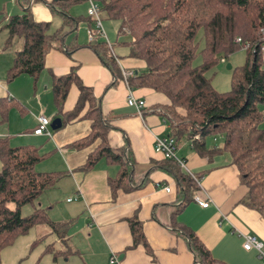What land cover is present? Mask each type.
Returning a JSON list of instances; mask_svg holds the SVG:
<instances>
[{
	"label": "trees",
	"instance_id": "obj_1",
	"mask_svg": "<svg viewBox=\"0 0 264 264\" xmlns=\"http://www.w3.org/2000/svg\"><path fill=\"white\" fill-rule=\"evenodd\" d=\"M25 1V0H21ZM27 1V0H26ZM39 1V0H38ZM85 0H56L51 9L61 25L49 34L50 23L35 22L27 7L21 15L11 16L2 26L7 32L6 45L15 38L22 40V48L15 53L7 82L26 75L37 82L45 70L44 61L50 50L71 54L78 45H65L66 34L75 31L79 19L68 16L72 5ZM100 14L106 20L120 23L118 35L126 39L122 45L130 49V57L145 64V70L136 73L128 82L133 90H150L164 98V103L146 106L143 114L158 115L168 123L170 137L192 140L196 154L210 158L226 152L236 168L240 183L247 192L241 205L255 211L264 220V0H95ZM29 2H24L27 5ZM88 28L93 21L87 17ZM203 32V48L199 51L202 62L193 66L198 55L196 41ZM240 38L242 44L235 43ZM242 45H248L242 49ZM89 48L112 74L114 82L121 79L120 69L106 43H88ZM244 51V64L230 70V90L218 92L205 73L237 51ZM116 59L118 57L116 56ZM225 66V65H224ZM51 92L61 128L76 120L89 122V133L73 142L70 148H92L79 170L91 171L105 160L118 166V174L108 184L115 194L132 178L133 160L124 147L112 149L107 141L114 128L103 116L99 100L92 90L83 85L72 67L68 74L56 77L50 73ZM78 91L73 108L64 112L69 91ZM145 102V101H144ZM11 102L0 99V122L7 119ZM146 110V111H145ZM58 129V130H59ZM57 131V130H56ZM197 136L198 139H194ZM221 137V147L208 149V138ZM127 149V150H126ZM46 158L35 147H10L7 138H0V253L11 246L17 237L33 227L48 225L59 236L58 225L48 220L44 209L36 202L62 178V174L40 173L35 167ZM160 168L176 182L181 205L192 202L197 192L193 180L176 162L165 160ZM201 179L200 175H197ZM32 205L28 216L21 208ZM132 248L142 245L148 252L142 226L135 218L128 221ZM195 264H223L192 233H183ZM53 247L45 249L52 252ZM1 264V260H0Z\"/></svg>",
	"mask_w": 264,
	"mask_h": 264
},
{
	"label": "crops",
	"instance_id": "obj_2",
	"mask_svg": "<svg viewBox=\"0 0 264 264\" xmlns=\"http://www.w3.org/2000/svg\"><path fill=\"white\" fill-rule=\"evenodd\" d=\"M36 1L0 0V99L12 105L6 121L0 122V127H5L3 131L0 130V138H7L10 147L32 146L41 155H46L36 165V170L43 161L54 158V168H42L38 172L63 176L38 199L36 207L44 209L52 223L76 221L81 224L80 229L71 235H76L77 231L83 235L81 244L85 253L79 254L85 257L84 261L80 259L82 264H108L111 256L116 258L117 264H195L183 235L185 232L195 235L218 262L261 264L255 251L243 249V236L255 237L264 244V220L255 211L240 204L247 189L240 183L238 171L232 165L228 153L218 152L209 159L202 158L194 151L192 140L183 137L177 141L176 157L184 160L189 170L201 176L202 188L211 199L205 209L193 201L181 205L176 182L160 168L159 163L164 162L163 157L154 151V139L170 136L172 130L161 117L146 110L143 117H139L126 103L128 89L123 81L114 82L111 72L87 48V35L83 39L79 33V30H84L86 34L88 29L86 10L74 12V7L80 5L81 8L84 2L69 8L68 16L79 19V22L75 31L67 33L64 40L65 45H78L80 48L71 57L64 52L50 50L45 57V70L37 82L26 75L7 82V73L15 53L22 48L20 38L6 45L8 34L2 26L7 20L11 16L21 15L28 7L35 22L51 24L58 19V27L61 25L60 18L50 7L55 0ZM24 2L29 3L24 5ZM116 35L118 39V30ZM123 47L125 58H118L119 69L143 72L145 64L131 58L130 49ZM239 61L240 57L232 54L217 67L226 64H230L231 68L239 67L243 65ZM72 67H76L80 81L99 100L103 116L114 128L108 132L109 146L120 149L124 147L125 138L128 140V151L133 160L132 178L115 194H112L108 180L116 177L118 166L101 160L91 171L83 172L79 169L92 148H70L73 142L89 133V122L73 121L57 131H51L50 137L34 135L37 117L46 114L50 116L54 112L52 119L60 118L57 117L53 101L50 73L56 77L64 76ZM43 73L48 80L44 78L40 82ZM132 95L144 100L147 107L164 103L161 95L150 90H133ZM77 96V89L72 87L64 103V112L73 108ZM12 118H18L19 123L11 125ZM262 125L264 127V120ZM15 141L16 144H13ZM221 144L222 139L218 144L215 139L211 144L205 141L208 149L221 147ZM165 188H170V191L167 192ZM132 218L140 222L149 252L142 245L132 248L128 224ZM94 249L98 251L94 253ZM57 257L52 255L54 263H58ZM40 258L41 255L37 259ZM20 260L18 258L12 264H19ZM64 262L70 264L68 258Z\"/></svg>",
	"mask_w": 264,
	"mask_h": 264
},
{
	"label": "rangeland",
	"instance_id": "obj_3",
	"mask_svg": "<svg viewBox=\"0 0 264 264\" xmlns=\"http://www.w3.org/2000/svg\"><path fill=\"white\" fill-rule=\"evenodd\" d=\"M36 2L40 3V1H36ZM81 5H83L81 8L79 7L80 5L74 7L75 9L74 12L77 10H80V12H82L87 9L86 1H84V4H81ZM100 20L102 22L103 30L107 37V40L112 47V51L115 52L114 54L118 58H121V59L125 58V55L123 52L125 49L122 43L128 38L124 39L123 37L119 36L118 39H116L119 22L112 21V20H106V18L101 14H100ZM58 26H59L58 19L55 22L52 21L50 25V29H49V34L53 33ZM79 33L83 39L85 38V35H87V31L85 34L84 30H79ZM196 41L198 43V55L192 63L193 66H197L202 62V57L199 53V51H201V49L203 48V32L201 30L197 34ZM233 54L240 57L239 62L242 61L241 64H244L243 62L245 60V53L242 52V50L237 51ZM43 75L44 76L43 78H41L40 82H43L44 78L48 80L46 74L43 73ZM205 76L208 80H210L211 85L218 92H227L230 90V71L226 70L225 66H221V68L215 67L207 71L205 73ZM53 116H54V112L50 116H48L47 114L44 115V117L48 119V121L50 122L54 120L52 119ZM17 119L14 120V118H12L11 125L18 124L19 121ZM26 121L27 119L22 122L25 123ZM4 129L5 127H0V130L3 131ZM212 140H213L212 138H208L206 139V142L208 144H211ZM215 140H216V143L218 144V142L221 141V138H216ZM13 144H16V141L13 142ZM53 163H54V158L45 160L40 164V166L37 167L36 171L38 172L42 168L52 169L54 168L52 166ZM60 204H61V201H59L58 205ZM57 209L58 211L60 210L59 206H57ZM32 211H33V206L26 205L23 208H21V215L28 216L29 214L32 213ZM58 211L55 208V212L57 214H59ZM56 224L59 226L57 229L58 230L57 233L59 234V236L53 232L50 226L38 225V226L33 227L27 234L17 237L11 246L4 248L1 251L0 253L1 264H12L14 260H17L18 258H21V260L19 261L20 262L19 264H66L65 262L63 263V261H65L66 258L69 259L70 264H78V263L82 264V261L85 260V257L84 256L82 257V255H79V254L85 253V249L83 245L81 244V241L83 240L82 239L83 235L81 236L80 231H77L76 235L75 234L71 235L77 229H80L79 226H81V224L80 223L78 224L76 221L74 223L65 221V222L56 223ZM48 245L53 247L52 249L53 252L59 253L57 255L58 263H54L52 261L53 253L46 254L45 248L49 247ZM97 251L98 250L94 249V253H96ZM40 255L42 256V258L37 259ZM80 259L82 261H80Z\"/></svg>",
	"mask_w": 264,
	"mask_h": 264
},
{
	"label": "built area",
	"instance_id": "obj_4",
	"mask_svg": "<svg viewBox=\"0 0 264 264\" xmlns=\"http://www.w3.org/2000/svg\"><path fill=\"white\" fill-rule=\"evenodd\" d=\"M87 2V9L86 14L87 17H89L93 21L92 28L87 29V40L88 43L93 44L97 41H101L107 44L109 49L112 52V47L109 44L107 37L104 33L102 22L100 20V6L95 0H85ZM235 43L242 44V41L240 38L235 39ZM242 49H247L248 45H242ZM264 51V44L261 48ZM114 56V55H113ZM115 57V56H114ZM115 60L117 64H119L118 59ZM121 71V79L128 89V96L126 103L129 107L133 108L139 117H143V109L145 108V102L141 99H136L132 95V90L128 86V82L130 79L134 78L136 75V72L129 69H123L120 68ZM34 135L38 136H46L50 137L51 130H50V123L48 119H46L44 116L37 117V127L34 130ZM194 139H198L197 136L194 137ZM176 150H177V143L175 139H173L170 136L166 137H156L154 139V151L158 154H160L163 159L165 160H172L176 162L178 167L182 169L186 175H188L193 182L195 183L197 187V192L194 193L192 196V201L196 203L201 208H207L211 202L210 197L205 193V191L202 188L201 185V179L198 178V176L193 173L191 170L188 169L186 162L184 160H180L176 157ZM167 192L170 191V188H165ZM243 249L245 251H255L258 259L260 260L261 264H264V244L257 240L255 237L245 235L243 236ZM108 264H117V260L114 256H111Z\"/></svg>",
	"mask_w": 264,
	"mask_h": 264
},
{
	"label": "water",
	"instance_id": "obj_5",
	"mask_svg": "<svg viewBox=\"0 0 264 264\" xmlns=\"http://www.w3.org/2000/svg\"><path fill=\"white\" fill-rule=\"evenodd\" d=\"M56 1V0H55ZM226 70L230 71L231 70V65L226 64L225 66ZM61 127V121L59 118L54 119L51 124H50V130L51 131H56Z\"/></svg>",
	"mask_w": 264,
	"mask_h": 264
}]
</instances>
